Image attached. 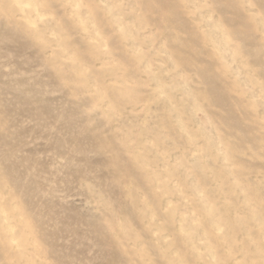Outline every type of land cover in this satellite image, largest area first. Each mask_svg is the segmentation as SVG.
Here are the masks:
<instances>
[{
	"label": "rangeland",
	"instance_id": "374dc122",
	"mask_svg": "<svg viewBox=\"0 0 264 264\" xmlns=\"http://www.w3.org/2000/svg\"><path fill=\"white\" fill-rule=\"evenodd\" d=\"M0 264H264V0H0Z\"/></svg>",
	"mask_w": 264,
	"mask_h": 264
}]
</instances>
